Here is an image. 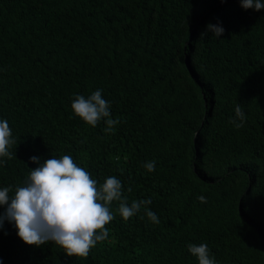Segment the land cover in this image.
I'll return each mask as SVG.
<instances>
[{
    "label": "trees",
    "instance_id": "1",
    "mask_svg": "<svg viewBox=\"0 0 264 264\" xmlns=\"http://www.w3.org/2000/svg\"><path fill=\"white\" fill-rule=\"evenodd\" d=\"M98 89L120 121L112 133L71 109L75 95ZM238 104L240 128L229 122ZM0 119L16 140L12 158L0 157L10 196L39 166L32 156L70 155L99 183L120 179L129 206L152 201L127 221L114 201L109 236L87 258L51 241L28 245L4 220L0 264H199L189 243H206L216 264H264V9L241 0H0Z\"/></svg>",
    "mask_w": 264,
    "mask_h": 264
},
{
    "label": "clouds",
    "instance_id": "2",
    "mask_svg": "<svg viewBox=\"0 0 264 264\" xmlns=\"http://www.w3.org/2000/svg\"><path fill=\"white\" fill-rule=\"evenodd\" d=\"M241 6L260 11L264 9V2L241 0ZM207 30L216 37H221L225 31L219 24H209ZM205 35L207 32L201 34L202 38ZM71 109L92 127L104 120L106 133H112L114 126L120 123L112 118L110 103L103 98L102 89L93 91L87 97L75 95ZM244 120L245 114L238 104L235 117L229 122L240 128ZM15 143L8 120L0 119V157L11 159L9 148ZM30 159L39 166L30 170L23 186H17L11 196V187L0 189V205L6 206L5 212L0 214V228L4 220L14 223L18 236L28 245L41 246L51 241L63 248L69 257L87 258L97 242L105 241L109 236L105 226L115 218L110 207L114 201L118 202L116 211L125 221L152 203L149 198L134 200L129 206L120 179L109 176L99 183L70 155L53 156L43 163L37 156ZM155 164V161H150L143 166L152 172ZM131 191L129 187L128 192ZM198 199L206 202L203 196ZM146 215L153 223H159L153 211L146 210ZM188 251L198 259L199 264H216L206 243H189Z\"/></svg>",
    "mask_w": 264,
    "mask_h": 264
}]
</instances>
